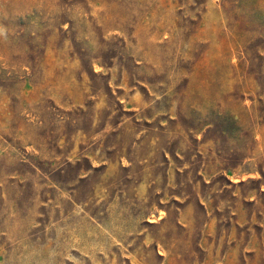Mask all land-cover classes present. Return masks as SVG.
I'll use <instances>...</instances> for the list:
<instances>
[{
  "label": "rangeland",
  "instance_id": "obj_1",
  "mask_svg": "<svg viewBox=\"0 0 264 264\" xmlns=\"http://www.w3.org/2000/svg\"><path fill=\"white\" fill-rule=\"evenodd\" d=\"M0 264H264V0H0Z\"/></svg>",
  "mask_w": 264,
  "mask_h": 264
}]
</instances>
